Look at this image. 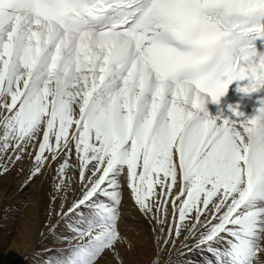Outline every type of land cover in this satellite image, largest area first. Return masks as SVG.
<instances>
[{
    "label": "snow or ice",
    "instance_id": "6c2138e0",
    "mask_svg": "<svg viewBox=\"0 0 264 264\" xmlns=\"http://www.w3.org/2000/svg\"><path fill=\"white\" fill-rule=\"evenodd\" d=\"M257 40L264 0H0V175L50 182L43 264H125L131 209L147 264H264V99L204 107L264 89Z\"/></svg>",
    "mask_w": 264,
    "mask_h": 264
},
{
    "label": "bare ground",
    "instance_id": "6f19581e",
    "mask_svg": "<svg viewBox=\"0 0 264 264\" xmlns=\"http://www.w3.org/2000/svg\"><path fill=\"white\" fill-rule=\"evenodd\" d=\"M245 113L249 116L250 111ZM26 174L25 169L24 173L0 175V264H43L56 248L64 247L46 227L50 182L37 178L25 184ZM128 207L131 209V205ZM123 215L121 229L127 230L133 242L132 250L123 253L125 264H147L153 255L149 226L134 209ZM45 248L53 252H42ZM173 254L176 260L184 259L176 256L175 250ZM207 256L193 252L188 258L200 262Z\"/></svg>",
    "mask_w": 264,
    "mask_h": 264
},
{
    "label": "clouds",
    "instance_id": "9594fccd",
    "mask_svg": "<svg viewBox=\"0 0 264 264\" xmlns=\"http://www.w3.org/2000/svg\"><path fill=\"white\" fill-rule=\"evenodd\" d=\"M226 92H227V91H226ZM226 92L224 93V95L226 94ZM224 95H223V96H224ZM245 95H247V94H245ZM223 96H222V97H223ZM218 103H219V101H218ZM260 127H264V122L261 123Z\"/></svg>",
    "mask_w": 264,
    "mask_h": 264
}]
</instances>
